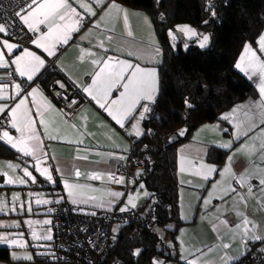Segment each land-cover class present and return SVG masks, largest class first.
Wrapping results in <instances>:
<instances>
[{
    "label": "crops",
    "instance_id": "crops-1",
    "mask_svg": "<svg viewBox=\"0 0 264 264\" xmlns=\"http://www.w3.org/2000/svg\"><path fill=\"white\" fill-rule=\"evenodd\" d=\"M70 2L86 18L80 25L79 30L71 34L69 42L57 45L56 55L51 57L43 52L42 49L37 48L33 43L27 49L45 61L44 67L34 76L33 80L45 69L47 61L54 59V66L61 76L58 82L62 83L66 89H77L82 97V102L77 109L71 113L63 112L59 103L45 94L37 84H31L32 81H28L26 77H20L15 72V65L9 63L7 68H0V77H5L6 72H10L16 78V82L7 84L9 86V95H13L12 85L16 83L21 85V97L30 92L32 88H38L44 99L51 104L53 109L44 113L45 122L48 123V132L45 133L44 127L40 125V117L36 115V107L31 104L32 97H28V106L33 118L36 120V128L41 135L43 150L46 153V159L43 161L42 167H47L50 173H55L59 183L58 190L42 189L45 196L49 197V199L53 197V201L49 202L51 206L49 214L50 224L37 228L31 227V229L34 228L40 233L50 232L51 234L53 204L60 197L83 211L109 210L125 207L129 192H134L141 185V182L126 185L125 179L123 184L109 181L108 174H114V169L108 162V158L111 155H117L130 150L132 142L144 134L143 120L139 121L142 135L139 137L135 134L130 135L131 125L136 122V119L126 121L125 128H121L107 112L99 108L83 92L82 87H78L73 82L74 80L79 81L83 85L91 84L92 80L90 73L94 69L91 58L85 57L81 60V49L85 50V52L91 51L96 53L98 56L116 57L121 60L130 61L133 64H138L141 67L155 68L157 73L158 66L161 63V49L152 23L145 12L130 9L114 0H103L102 5H93L96 15L88 16L84 13L83 9L79 8V5L74 0H70ZM113 3L122 11L118 13L115 9H112L109 12V6ZM106 12L109 14L105 15ZM124 12H127V23H125ZM101 17H103V20H101ZM145 18H147V22ZM97 21H100V27H94ZM23 26L28 31L24 24ZM40 27L43 28L42 31H47L44 26ZM128 31L132 32V36L127 34ZM261 34H264V30ZM36 35L38 33L35 34L33 39L36 38ZM108 36L112 37L111 41L107 39ZM176 38L184 41L187 37L183 33L177 32ZM3 40L17 44L7 38L4 33H0V41ZM100 41H104V48L97 46ZM170 41L172 42L171 39ZM157 47L160 49L159 55L155 54ZM252 48L261 59H264V53L259 51L258 43L256 44V48ZM24 49L18 47L13 50V53L9 54L3 44L0 43V52L5 54V59L8 61L20 55ZM105 49H107L106 52ZM243 49L244 47L237 57L235 65ZM129 51L133 52V55H128ZM235 69L253 84L258 96L243 100L221 115V120L229 126V134H224V128L219 123H205L198 126L191 133L189 139L179 144L176 148L178 214L182 224L176 230L175 240L178 259L185 264H187V260H196L197 264H225V257L232 258L233 264L240 260L253 244H256L264 254V241L249 240L246 245L247 251H245V246L242 245L241 241V233L231 230L238 223H241L244 215H246L257 226L256 234L264 236V191L261 190L259 184V178L264 177V150L260 148L261 143L264 142V135H261L264 123H261L260 109L255 107V103L260 100L257 87L258 77L249 79L239 69L236 67ZM120 90L122 91V89ZM118 96L119 92L117 91L113 94L112 98ZM21 97H18L16 100L0 101V104L8 105L5 112L0 113V116L2 114L8 115L10 109L15 106V103ZM37 100H39V97H37ZM233 109L238 110L233 113ZM246 112L248 113L247 117L245 116ZM225 114H232L230 119L241 123L242 128L251 127L252 124H255L256 127L249 132L247 137L241 136L239 139H234L236 128L229 120L222 119ZM135 115L138 118V112ZM8 117L10 121L11 117L9 115ZM8 131L13 137L19 135L10 125ZM48 135H54L57 138L48 139ZM229 141L232 142L230 149L220 147L222 143ZM1 143L12 149L17 155L14 159L0 158V172L7 173V176L0 174V198L5 192L9 193L12 189H22L25 191L28 188L31 180L23 176L22 169L25 167L37 179L50 182L36 172L33 167L36 161L32 157L23 156L2 140H0ZM245 144L249 146L255 145V150L251 155L238 151ZM210 148L226 151V156L220 165L207 160V153ZM181 156L192 160L194 163L199 162V158L202 157L204 163L215 166L218 171L213 173L210 179L204 180L201 176L194 175L193 168L185 162V171L182 173L180 171ZM229 156L232 157V172L237 177L245 173V170L255 177L249 181L253 189L252 195L248 193L247 186L241 187L236 184L231 175L226 174L224 178L221 177L220 171L229 165ZM83 157H86V159ZM8 163L19 165L20 167L13 171L7 167ZM77 170L81 173L79 177L75 175ZM91 174H100L102 178L96 180L90 179ZM8 177H12L13 179L21 177L27 180V183L23 185H8L5 184V180ZM65 180L70 184L80 185L81 187L76 190L77 196L75 198L87 202L73 203L64 187ZM214 184L216 185L215 188H213ZM229 184L235 187L237 192L229 193L225 196L224 189ZM110 191L121 192L124 195L116 199L108 196V192ZM210 192L213 193V198L208 205H205L204 201L209 198ZM237 193L243 195L244 202L240 200V195ZM217 197L224 198L221 200ZM109 201H112V203H109ZM135 203L136 207L132 208L129 205V209L138 210L144 204L141 205L138 201ZM101 204H103V207L98 206ZM40 208H45V205L37 204V206L33 207L34 210H39ZM237 211L242 213V215L238 217L236 215ZM33 213L35 217L41 215L39 211H33ZM1 217L0 225H3V218ZM220 220H227L230 227L220 224ZM25 225L30 228L29 225ZM214 225L216 226V230L213 228ZM249 227L251 228V225ZM249 235H252V233L250 232ZM49 241L40 240L39 244L46 245ZM223 244H229L230 247L225 249L222 247ZM241 253L244 254L241 255Z\"/></svg>",
    "mask_w": 264,
    "mask_h": 264
},
{
    "label": "trees",
    "instance_id": "trees-1",
    "mask_svg": "<svg viewBox=\"0 0 264 264\" xmlns=\"http://www.w3.org/2000/svg\"><path fill=\"white\" fill-rule=\"evenodd\" d=\"M114 1L148 15L161 49V63L159 92L153 104L155 117L143 119L144 134L132 142L131 148L132 155L145 162L146 172L138 182L149 192L138 210L152 206L154 219L148 226H120L107 263L153 264V259L163 257L171 264H185L178 259L175 240L176 230L182 224L178 214L176 148L205 123H219L224 134H229V126L221 115L243 100L258 96L253 84L235 69V62L246 43L256 48L264 30V0ZM178 25H189L209 35L208 46L199 49L190 40L186 49L180 38L173 46L168 33L172 30L176 35ZM60 77L55 66L49 67L31 84H37L48 94L51 82ZM185 129V134L179 135ZM16 155L0 144V158L14 159ZM225 156L226 151L210 148L207 160L220 165ZM58 189L59 186L52 185L45 188ZM169 223L173 224L172 229H166ZM155 227L164 230L163 238ZM137 249L139 255H135ZM8 256L9 249L0 247V261H8ZM242 258L233 264H241Z\"/></svg>",
    "mask_w": 264,
    "mask_h": 264
},
{
    "label": "snow or ice",
    "instance_id": "snow-or-ice-1",
    "mask_svg": "<svg viewBox=\"0 0 264 264\" xmlns=\"http://www.w3.org/2000/svg\"><path fill=\"white\" fill-rule=\"evenodd\" d=\"M76 4L79 5V8L83 9L84 13L88 16H95L96 12L94 10L93 5L100 6L103 4V0H74ZM115 9L118 13L122 10L115 4H111L109 6V12ZM26 12V14H24ZM109 14L108 12L105 15ZM16 15L20 18L22 23L27 27L28 31L37 34L36 38L31 42L37 47L43 50V52L47 53L48 56H55L57 45L67 44L71 39V34L73 32H77L79 30L80 25L83 23L86 18L82 15L76 7L70 2V0H31V3L28 5V9H22L20 12H17ZM163 15V14H162ZM215 15V12H213ZM125 23H127V12H124ZM103 20V17H101ZM147 22V18H145ZM207 23V21H205ZM44 26L47 31H41V27ZM94 27H100V21H97L94 24ZM177 32L183 33L185 37L192 38L197 37L198 44L200 48H205L208 46L210 41L209 35H202L197 33L194 29L187 25H178L176 28ZM0 33H5L6 28L4 25H0ZM129 36H132V32L128 31ZM169 37L173 42V46H175L176 35L172 30H169ZM107 39L109 41L112 40L111 36H108ZM3 46L7 49L9 54L13 53L14 49L19 47L18 44L9 43L7 40L0 41ZM154 43V41H153ZM258 47L261 53H264V34L258 38ZM100 48H104V41H100L97 45ZM184 47L187 49L188 45L185 44ZM107 49H105V52ZM81 57L83 60L85 57L91 58V63L93 65V72L90 73L92 80L91 84H81L79 81H73L78 87H82L83 92L94 101L99 108L103 109L107 114L118 124L121 128H125V122L136 119L135 123L131 125V131L129 134H135L137 137L142 135V132L139 128V121L145 118V114L151 111L150 104H154L156 102V98L159 92V81H158V73L155 68H145L141 67L138 64H133L127 60H121L116 57L111 56H98L96 53L91 51L85 52V50L81 49ZM155 54H160V49L157 47L155 49ZM128 55H133V52L129 51ZM139 58V57H138ZM9 63L15 65V72L20 77H26L28 81H33L34 76L40 71L41 68L44 67L45 61L40 56L36 55L34 52L29 51L27 48L23 50L20 55L15 56L14 59L10 61L5 59V54L0 52V68H7ZM235 67L243 72L249 79L253 77H258V91L260 95V100L255 103V107L260 109V115L262 117L261 123H264V59H261L260 56L257 55V52L249 45L245 44L243 52L241 53L238 62ZM10 75V74H9ZM71 79V77H70ZM59 83V82H57ZM60 88H64L62 83H59ZM9 86L7 84H0V101L7 100H16L18 97H21V85L19 83L13 84V95L8 94ZM122 89V91L120 90ZM119 92V96L116 98H112L115 92ZM28 97H32L31 104L36 107V115L40 117V125L44 127L45 133L48 132V123L45 122L44 113L49 110H53L51 104L44 99L42 93H40L38 88H32L30 92H27L23 97L19 98L18 102L15 103V106L10 109L8 115L11 117L9 121V125L12 129L19 134L16 137L10 135L8 130H3L0 132V140L9 144L13 149L21 153L25 157H32L36 163L33 165L36 172H38L41 176H43L48 181H52L53 177L49 171V168L42 167L43 161L46 159V153L43 150V144L41 140V135L37 131L36 128V120L33 118L31 114V110L28 106ZM39 97V100H37ZM143 102V103H142ZM72 104L77 103V101L73 100ZM188 104V101H185ZM191 107L190 104H188ZM8 107L7 104H0V113H4L5 109ZM142 109V110H141ZM238 109H233V113H235ZM138 112V118L136 117V113ZM232 114H225L222 119L229 120V122L234 124L236 128V133L234 139H239L241 136L247 137L249 132H251L256 125L252 124L251 127L242 128L241 123L234 122L230 119ZM245 116H248V113H245ZM250 118V117H249ZM67 123V121H65ZM186 132L185 130H181L179 135L183 136ZM261 135H264V129H261ZM48 139H56L57 137L54 135H48ZM81 142V141H77ZM220 147L230 149L232 147V142L229 141L227 143H222ZM261 150H264V142L260 145ZM255 150V145L249 146L247 144L242 145L241 149L238 151L244 152L247 155H251ZM86 159V157H83ZM119 159H124V157H118ZM229 165L226 166L222 171H220V175L222 178L225 177L226 174L231 175L235 180L236 184L241 187H248V193L250 195L253 194L252 185L249 181L255 178L253 175L249 174L247 170L245 173L240 174L238 177L232 172L231 161L232 157L228 158ZM187 162L193 168V174L197 176H201L204 180L210 179L213 173L217 172V168L212 165H208L203 162V158H199V162L194 163L192 160H188L186 157L181 156V167L180 171L183 173L185 171L184 164ZM7 167L13 171L19 168V165L8 163ZM59 171V169H57ZM23 176L27 177L31 180V182L36 183L37 178L33 176L32 172L28 170L27 167L22 169ZM7 176V173H2ZM75 175L79 177L81 173L79 170L75 172ZM90 179L96 180L101 179L100 174H91ZM108 179L111 182L117 184H123L124 178L116 177L114 174L109 173ZM27 183V180L21 177H17L13 179L12 177H8L5 180V184H20L23 185ZM259 184L261 186V190L264 191V177L259 178ZM64 187L67 190L69 198L72 199L73 203L79 202H87L80 201L76 199L77 189L81 186L76 184H70L65 180ZM143 188V185H140ZM216 185H213L215 188ZM237 189L233 187L231 184L224 189V195L227 196L229 193H236ZM240 195V200L244 202V197L242 194ZM30 195H32L30 193ZM122 195L121 192L110 191L108 192L109 197H114L119 199ZM145 196L148 194L145 192ZM139 194L136 195L129 194L127 205L125 207L120 208L121 212H125L129 210V205L132 208L136 207L135 200L138 198ZM213 198V193H209V198L205 199V205H208ZM218 199L223 200L224 197H217ZM19 199L18 194H13V201ZM95 199V198H92ZM58 202V201H57ZM37 204H47L49 203L46 199H37ZM112 203V201H109ZM103 207V204L98 205ZM15 207L11 209V211H15ZM8 211L6 201L3 198H0V213H4ZM28 211H31V207L29 206ZM51 211V210H50ZM93 215L95 213H92ZM236 215L239 217L242 215L239 211L236 212ZM31 228L32 225L42 223L49 224L50 221H25ZM220 224L225 227H230L227 220H220ZM251 225V228L249 227ZM2 227H19L18 223L12 224H4L0 225ZM256 225L253 221H251L246 215L241 223H238L235 228L231 230L233 232L241 233V241L242 245L245 246V251H247L246 245L249 240L252 241H264V236H260L256 234ZM214 230H216V226H213ZM252 235H249V233ZM31 237L33 241L40 240H51L52 236L50 232L48 233H40L37 232L34 228L31 232ZM7 242L9 246H17V247H27V244L23 242V234H19L18 238L10 239L8 236L0 235V243ZM37 247H43V245H36ZM223 248L227 249L230 247L229 244H223ZM140 250L137 249L135 255H139ZM244 253H241L243 255ZM14 259H19L14 254ZM24 259H31V256H24ZM225 264H232V258L225 257ZM238 259V258H236ZM153 264H162L161 261L154 260ZM187 264H197L196 260H187Z\"/></svg>",
    "mask_w": 264,
    "mask_h": 264
},
{
    "label": "built area",
    "instance_id": "built-area-1",
    "mask_svg": "<svg viewBox=\"0 0 264 264\" xmlns=\"http://www.w3.org/2000/svg\"><path fill=\"white\" fill-rule=\"evenodd\" d=\"M31 0H0V25H4L7 34L21 48L32 45L35 34L28 32L20 18L16 15L22 9H27ZM43 29V28H41ZM54 67V59L47 61L45 68ZM10 74V75H9ZM16 82L15 76L6 72L5 77H0V84ZM55 80L48 88V94L56 100L62 111L73 112L82 102V97L77 89L60 88ZM75 100L77 103L72 104ZM151 111L145 114L146 120L155 117L154 105H149ZM142 110V109H141ZM9 130V117L7 114L0 116V132ZM133 144L131 145V148ZM123 152L111 155L108 162L114 169L116 177H123L126 185L135 184L146 172L145 162L135 158L131 153ZM118 157H124L119 159ZM53 180L50 182L37 179L36 183L30 182L28 188L45 189L47 186H59L58 177L51 173ZM92 213H95L94 215ZM154 208L148 205L143 211L129 209L121 212L120 208L109 210L83 211L71 205L63 198L53 204L51 236L52 239L43 247H37L39 241H33L31 228L23 232V238L37 262L48 264H108L107 258L114 246L115 235L120 226L127 223H140L148 226L153 222ZM165 263V258L153 259ZM241 264H264V254L258 246H251L242 258ZM122 264V263H116Z\"/></svg>",
    "mask_w": 264,
    "mask_h": 264
},
{
    "label": "rangeland",
    "instance_id": "rangeland-1",
    "mask_svg": "<svg viewBox=\"0 0 264 264\" xmlns=\"http://www.w3.org/2000/svg\"><path fill=\"white\" fill-rule=\"evenodd\" d=\"M196 32L202 35H207L206 33H203V32H198V31ZM190 39L194 40V43L198 46L199 49H204V48L199 47L197 37L185 38L183 42V47L185 44H188ZM145 192L148 194L147 196L144 195ZM30 193L32 195H30ZM137 193L139 194V196L135 200V202L138 201L142 205L143 203H145L144 201L149 197V192L144 187L141 188L140 186L134 192H129V194H133V195H136ZM13 194H18L19 199L16 201H13ZM1 198H3L6 201L7 209H8V211L4 213H0V215L2 216L0 217L3 218V223L4 224L18 223L20 226L19 227L0 226V235L8 236L10 239H16L18 238L20 233H23L28 228V226L26 225L24 226V224H27L25 223V221H36V219H38L37 221H44V220L50 221V216H49L51 212L50 211L51 206L49 205L50 203L44 204L45 208H40L39 210L33 209L34 206H37V203H36L37 199H46L49 202L53 201L52 199L53 197L49 199V197L45 196V193L42 191V189L26 188L25 191L22 189H12L9 193L5 192L1 196ZM29 206L31 207V211H28ZM13 207H15L16 209L14 212L11 211ZM33 211L35 212L39 211L41 212V215H39L38 217L37 216L35 217ZM49 224L38 223V224L32 225V227L37 228L39 226H48ZM172 228H173L172 223H169L166 227V229H172ZM154 230L161 238L164 237L163 229L155 227ZM23 242L27 244V247L9 246L7 242L0 243V247L9 249V256H8L9 260L6 262L0 261V264H48V263L37 262L33 256L32 250L29 248V245L24 238H23ZM14 254L21 258L14 259L13 258ZM24 256H31V259H24L23 258ZM164 264H171V263L166 261Z\"/></svg>",
    "mask_w": 264,
    "mask_h": 264
},
{
    "label": "bare ground",
    "instance_id": "bare-ground-1",
    "mask_svg": "<svg viewBox=\"0 0 264 264\" xmlns=\"http://www.w3.org/2000/svg\"><path fill=\"white\" fill-rule=\"evenodd\" d=\"M41 31H42V29H41ZM48 96H49V94H47ZM52 99V98H51ZM55 101V100H54ZM56 102V101H55ZM77 109V108H76Z\"/></svg>",
    "mask_w": 264,
    "mask_h": 264
}]
</instances>
